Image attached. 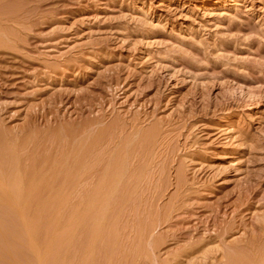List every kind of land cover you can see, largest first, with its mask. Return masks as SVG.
<instances>
[{"label":"rangeland","instance_id":"obj_1","mask_svg":"<svg viewBox=\"0 0 264 264\" xmlns=\"http://www.w3.org/2000/svg\"><path fill=\"white\" fill-rule=\"evenodd\" d=\"M0 264H264V0H0Z\"/></svg>","mask_w":264,"mask_h":264}]
</instances>
